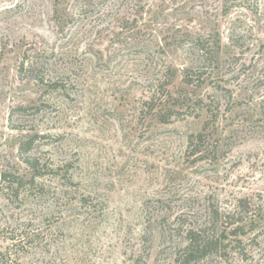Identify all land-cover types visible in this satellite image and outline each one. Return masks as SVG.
I'll list each match as a JSON object with an SVG mask.
<instances>
[{"label":"rangeland","instance_id":"rangeland-1","mask_svg":"<svg viewBox=\"0 0 264 264\" xmlns=\"http://www.w3.org/2000/svg\"><path fill=\"white\" fill-rule=\"evenodd\" d=\"M83 2L0 0V176L26 183L0 179V262L180 264L186 232L242 201V258L196 264H264V0ZM189 36L218 55L200 86L180 75ZM25 59L65 74L43 96Z\"/></svg>","mask_w":264,"mask_h":264},{"label":"trees","instance_id":"trees-1","mask_svg":"<svg viewBox=\"0 0 264 264\" xmlns=\"http://www.w3.org/2000/svg\"><path fill=\"white\" fill-rule=\"evenodd\" d=\"M93 0H84L83 3L91 5ZM84 4L79 6L80 12L86 13L93 11V6L86 7ZM187 43V54L190 55L192 61L188 67L182 68L180 73L182 82L185 85H193L195 82L200 86L205 82V76L208 72H213L216 68L214 65L218 59L217 52L211 47L208 41L203 40L200 36H189ZM53 54H51L52 56ZM72 64V63H70ZM87 79L91 78V71L88 70L87 64L85 65ZM19 71L27 72V79L36 82L42 89V94H46L50 89L56 88L60 77L63 78L64 72L59 69H53L50 71L43 70L41 65L38 63L30 62L28 60H21L19 63ZM60 76V77H59ZM86 77V76H85ZM84 78V77H83ZM41 94V95H42ZM28 107L22 105L13 107L10 111L9 117L14 114H25ZM18 112V113H17ZM39 133L27 134V136L19 143L17 154L18 158L27 165L31 172V180L33 182L34 178L40 176L39 170L37 169V160L26 156V154L33 148L36 140L41 138ZM2 182H7L5 187V192H17L19 189L23 188L26 183L23 178L18 174L3 173L0 176ZM31 182V183H32ZM30 183V184H31ZM242 201L238 202L236 209L226 213L224 217L225 221L237 218L236 222L231 223L230 227L223 229L222 231H217L213 227L201 228L199 230L190 229L186 232V245L182 247L178 254L176 255V262L180 264H196L199 261L209 258L211 256L218 257L220 260L225 261V255L229 253V249L232 244H236L238 251L235 253L242 258L243 248L239 247L244 244V241L248 240L249 236L256 238V231L254 229V221L243 217V220L239 218L241 214L245 212L247 208L241 206ZM244 208V209H243ZM244 210V211H243ZM228 224V223H226ZM247 231L245 232V230ZM234 244V245H235ZM236 248V247H235ZM0 260L5 257V255L0 252ZM4 260L0 262L3 263Z\"/></svg>","mask_w":264,"mask_h":264}]
</instances>
